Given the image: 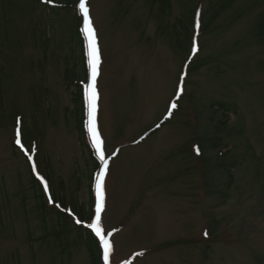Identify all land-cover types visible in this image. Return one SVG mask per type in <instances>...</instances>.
Masks as SVG:
<instances>
[{"label":"rangeland","instance_id":"obj_1","mask_svg":"<svg viewBox=\"0 0 264 264\" xmlns=\"http://www.w3.org/2000/svg\"><path fill=\"white\" fill-rule=\"evenodd\" d=\"M86 1L112 251L81 1L0 0V264H264V0Z\"/></svg>","mask_w":264,"mask_h":264},{"label":"snow or ice","instance_id":"obj_2","mask_svg":"<svg viewBox=\"0 0 264 264\" xmlns=\"http://www.w3.org/2000/svg\"><path fill=\"white\" fill-rule=\"evenodd\" d=\"M80 7H81V10L83 11L84 18H85V32L88 36V55L90 57L89 63L92 65V82L89 85V96H88L89 131L92 133L93 143L98 151L99 159L103 162L102 169L99 175L97 176V181H96V191H97L98 202L96 206L95 223L90 225V227L95 230L97 236H99V238L103 241L104 258L107 261L109 258V254L112 251V244L105 237L103 228L101 227V215L100 214L104 209V199H105L104 177L108 171V160L105 158L104 152L101 148L102 141H101L100 135L97 132V128H96L97 92H96L95 81H96V76H97V67L100 62V57H99V50L97 47L95 29L93 28L92 21L89 18L88 8L86 7V4L83 2V0L81 2ZM198 26L199 25L197 24V27ZM196 51H198V49H196ZM180 91L182 92L183 89L181 88ZM171 107L174 109L176 107V104L173 103ZM17 135L19 136V132L17 133ZM16 143L20 144V140L17 139ZM196 151L199 152V148H196ZM44 187H45V190H47L48 185L46 182L44 183ZM75 222L77 224L81 223L79 219H77Z\"/></svg>","mask_w":264,"mask_h":264},{"label":"trees","instance_id":"obj_3","mask_svg":"<svg viewBox=\"0 0 264 264\" xmlns=\"http://www.w3.org/2000/svg\"><path fill=\"white\" fill-rule=\"evenodd\" d=\"M74 0H72V2H73ZM71 2V3H72ZM164 7V6H163ZM161 9H163V8H161ZM74 16L76 17V19H75V28H74V33H75V36H74V39L75 40H77V42H78V48H79V50H80V59H81V61L80 62H82L83 63V59H86V44H85V42H86V38H85V36H84V33L82 32V27H81V25H82V19H81V17H79L77 14H74ZM259 25L261 26V27H264V25L263 24H261V23H259ZM205 30H207V28L205 29ZM205 30H203L202 28H201V32L200 33H203L204 34V32H205ZM261 38H262V40H263V42H264V30H263V32L261 33ZM191 40V39H190ZM190 70H185V72L183 71V74L181 75V79H184L183 78V76L185 75H187L188 74V72H189ZM75 75V77H76V73L74 74ZM78 75V74H77ZM69 75L67 74L66 75V77H65V79H66V81H68L69 79V77H68ZM78 78V77H77ZM186 79V78H185ZM184 83V82H183ZM76 100H78L79 101V99H76ZM78 101H77V103H78ZM215 106H217V110H221V111H226V112H229V109L227 108V106L226 105H224V104H220V103H218V104H213L212 105V107H215ZM174 113H175V111H173V113H172V115H174ZM164 123H167V119L165 120V122H163L162 123V125L164 124ZM219 125L217 126V128L221 125V126H224V125H222L223 124V122L221 123H218ZM78 132H79V135L82 137V139H84V142L86 143V136H87V134L85 133V131H84V127H83V125H82V123L80 122V124H79V126H78ZM87 145V144H86ZM87 147V146H86ZM90 156H91V158H92V155L90 154ZM90 189H92L91 190V204H93V202H94V189L92 188V183L90 184ZM92 243L89 245V247H88V249H89V251H90V257H91V259H92V261H93V264H99L100 263V260H99V262H98V260H97V254H95V248H94V245L95 246H97L98 247V243H99V241L93 236V234H92Z\"/></svg>","mask_w":264,"mask_h":264}]
</instances>
